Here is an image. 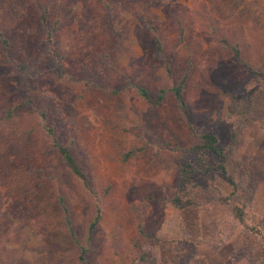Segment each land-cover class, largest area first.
Instances as JSON below:
<instances>
[{"label": "rangeland", "instance_id": "374dc122", "mask_svg": "<svg viewBox=\"0 0 264 264\" xmlns=\"http://www.w3.org/2000/svg\"><path fill=\"white\" fill-rule=\"evenodd\" d=\"M66 1L55 14L60 72L25 79L18 69L22 52L35 54L28 41L39 37L34 20L33 36L12 33L10 46L0 47V264H145L135 243L155 264H264V126L246 132L237 154L252 179L233 204H242L252 231L225 206L169 203L178 163L191 158L192 129L226 144L225 93L255 87L250 69L264 59V0ZM184 69L188 124L170 95L150 107L137 94L143 86L153 98ZM16 104L19 114L6 117ZM40 112L86 172L89 189L65 172ZM212 184L220 194L231 189L221 175ZM142 208L136 216L133 209Z\"/></svg>", "mask_w": 264, "mask_h": 264}, {"label": "trees", "instance_id": "16d2710c", "mask_svg": "<svg viewBox=\"0 0 264 264\" xmlns=\"http://www.w3.org/2000/svg\"><path fill=\"white\" fill-rule=\"evenodd\" d=\"M58 3V6H57ZM67 6L66 0H0V47L10 46V38L15 35L24 36L33 33L28 26L31 22L37 25L39 33L38 38H29V42L35 46L34 56L29 53H21L18 56L16 65L22 70L23 78H33L43 69L61 71V53L57 46V36L55 29L59 22V15ZM88 8L85 9V11ZM55 16L52 17L51 16ZM32 19V20H31ZM146 25L154 30L146 19H142ZM11 33V35L9 34ZM235 58H238V48L235 45H229ZM156 50L163 59L162 66L170 76V68L165 61V56L160 43H156ZM250 77L254 83V89L250 93L244 92H226L225 116L229 118L230 124L227 129V142L222 145L219 143L217 136L209 131H197L192 129L196 141L188 148L190 155L189 160H182L177 166V175L174 182V190L169 198V203L175 209H181L190 205L198 208L204 206H225L231 216L238 220L249 231L253 230V225L245 223L243 218V209L241 206L233 204V199L238 196L246 184L252 179L251 166L243 164L237 154L243 144L244 135L254 127L264 126V59L258 68L250 69ZM188 78V70L184 69L177 79L168 89L159 87L155 96H149L148 90L143 86L137 87L139 98L150 107L159 105L165 95H170L180 113L188 124V108L183 96L184 85ZM20 104L8 107L6 117L13 118L19 114ZM43 121L42 129L47 134L52 133V124L47 122L46 115L40 112ZM47 127V128H46ZM52 135V134H51ZM50 147L58 154L65 172L78 180L82 185L89 189V178L86 172L79 166L74 156L67 146L62 145L53 134L50 140ZM130 153H125L128 156ZM221 175L230 186L227 194H220L213 186L216 176ZM198 178H202L205 186L200 184ZM62 219L65 228L76 244L77 240L74 235L72 222L69 211L65 205H60ZM144 209L137 211L133 209L136 216H142ZM96 224V218H92L87 225V235H90ZM140 232V231H139ZM255 234L258 231H255ZM143 234L142 232H140ZM136 254L140 261L145 264H155L154 260L149 257L147 251L141 248L139 243H135ZM264 250V241L262 246ZM79 257L83 259V247H79ZM188 256H190L188 254ZM182 263H187L188 258L181 259Z\"/></svg>", "mask_w": 264, "mask_h": 264}]
</instances>
